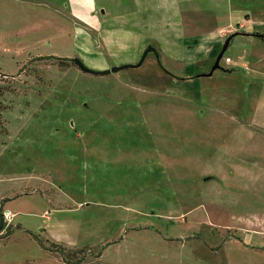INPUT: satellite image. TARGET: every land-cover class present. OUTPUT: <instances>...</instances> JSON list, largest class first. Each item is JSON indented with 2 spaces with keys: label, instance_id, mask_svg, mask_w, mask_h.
<instances>
[{
  "label": "rangeland",
  "instance_id": "374dc122",
  "mask_svg": "<svg viewBox=\"0 0 264 264\" xmlns=\"http://www.w3.org/2000/svg\"><path fill=\"white\" fill-rule=\"evenodd\" d=\"M70 2L0 0V264H264V0H174L144 24L156 52L102 76L73 60L99 70L104 39Z\"/></svg>",
  "mask_w": 264,
  "mask_h": 264
},
{
  "label": "crops",
  "instance_id": "0c3cea01",
  "mask_svg": "<svg viewBox=\"0 0 264 264\" xmlns=\"http://www.w3.org/2000/svg\"><path fill=\"white\" fill-rule=\"evenodd\" d=\"M170 4L171 7L169 6ZM70 5L72 6V10L77 13L81 10L85 12L87 10L90 13L87 15L88 24L92 26L98 24L100 25L101 31H103V36L101 38L104 39L102 41L104 48L101 50V56H104V58L99 57L95 59L91 56H89V58L87 57L88 63L97 66L99 70H106L112 66L114 67L122 64L115 63V58L120 60H118V62H121V55H127L134 63L141 58L144 50L142 39L144 24L145 22L152 21L153 13L160 11H178L182 13L186 11L173 7L175 5L174 0L172 3L168 0H134L133 6H129V2L126 0H118L116 3L117 7L114 10L108 8L104 9L105 5L99 4L98 0H71ZM98 11H100L101 14H98ZM114 11H129L131 15H114ZM144 13H148L149 15L145 16ZM76 15L79 16L78 14ZM233 18V22L237 25L241 23L243 17L237 13L233 15ZM216 19L218 20L219 17L217 16ZM224 27L225 25H222L218 31H221ZM105 31L108 34H106ZM107 35L108 38L106 39ZM51 36L55 42L57 37L58 41L62 40L61 34L56 36L55 33H52ZM209 40L208 34L201 36L199 39H194V41L186 40L188 47L187 52L180 56L177 55L176 57H183L188 61V67L186 69L187 74H193L199 62L207 58L208 52L210 51L207 45ZM92 49L95 50L93 47ZM109 58H111L112 61H110ZM99 155L100 152H97V149H91L90 158L88 160L91 162V158H93L98 168L103 166L102 163H100L101 159H98ZM262 248L264 249V245Z\"/></svg>",
  "mask_w": 264,
  "mask_h": 264
},
{
  "label": "water",
  "instance_id": "95a60500",
  "mask_svg": "<svg viewBox=\"0 0 264 264\" xmlns=\"http://www.w3.org/2000/svg\"><path fill=\"white\" fill-rule=\"evenodd\" d=\"M239 34H245V35H250L251 33H233L231 35H229L218 55V57L215 60L214 65L212 66L211 70L208 73H204V74H200L198 76H212L214 74V72L218 69H222L221 66V60L223 59L226 51L229 49L232 40L238 36ZM253 35V34H252ZM259 37H264V34H257ZM153 51L156 52L155 48L153 46H149L148 49L143 53V56L141 58V60L137 63V64H126V65H121V66H114L111 69H106V70H94L89 68L88 66L85 65V63L82 61V59L80 58H74V62L80 67V69L85 72V73H89V74H93V75H107L110 73H118L121 70L127 69V68H139L142 66V64L144 63L146 57L148 56V54ZM7 199H4V201H6ZM5 225V218H4V213H3V203L1 204L0 207V231L3 230V227Z\"/></svg>",
  "mask_w": 264,
  "mask_h": 264
},
{
  "label": "built area",
  "instance_id": "2783aa9c",
  "mask_svg": "<svg viewBox=\"0 0 264 264\" xmlns=\"http://www.w3.org/2000/svg\"><path fill=\"white\" fill-rule=\"evenodd\" d=\"M14 216L15 215H13V213H11L10 211H5L4 212L5 223H7L8 225L11 224L13 222Z\"/></svg>",
  "mask_w": 264,
  "mask_h": 264
},
{
  "label": "trees",
  "instance_id": "16d2710c",
  "mask_svg": "<svg viewBox=\"0 0 264 264\" xmlns=\"http://www.w3.org/2000/svg\"><path fill=\"white\" fill-rule=\"evenodd\" d=\"M3 94H4V89L0 86V98H2V96H3ZM2 104H0V111L2 110Z\"/></svg>",
  "mask_w": 264,
  "mask_h": 264
}]
</instances>
